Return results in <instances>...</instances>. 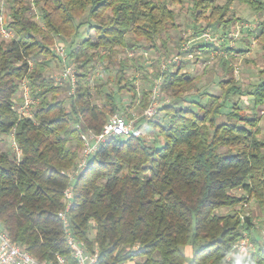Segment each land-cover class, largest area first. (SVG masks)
<instances>
[{"label": "trees", "instance_id": "16d2710c", "mask_svg": "<svg viewBox=\"0 0 264 264\" xmlns=\"http://www.w3.org/2000/svg\"><path fill=\"white\" fill-rule=\"evenodd\" d=\"M24 1H11L5 27L13 36L0 38V222L12 242L40 261L58 254L71 259L58 216L71 187L72 231L89 250H100L97 264H264L251 216L243 219L236 209L254 199L264 213V137L258 125L264 113L256 111L264 105V77L243 89L229 76L218 81L217 93H209L176 63L156 75L162 77L160 92L175 100L160 108V121H148L157 141L108 138L75 179L68 174L82 156V134L101 132L119 111L116 91H99L105 92L101 105L92 101L96 63L111 73L108 80L119 93L133 92L134 98L128 62L114 63L118 48L158 51L157 41L166 46L164 36L175 26L173 4L190 10L199 36L205 28L225 34L238 20L235 2L262 15L264 0H33L40 21ZM202 20L205 28L198 26ZM251 32L260 39L264 62V19ZM56 37L67 42V57L81 69L72 94L47 75L61 61L52 49ZM140 39L148 45L142 47ZM208 46L193 48L208 51ZM224 49L235 57L245 52ZM221 62L230 75L229 60ZM259 74L264 76V66ZM24 81L34 100L29 117L15 109ZM149 90L141 96L140 110L150 105ZM192 90L195 99H187ZM245 94L252 98L251 109L233 101ZM9 136L17 149L3 148ZM245 234L255 251L228 259ZM135 245L136 252L127 251Z\"/></svg>", "mask_w": 264, "mask_h": 264}, {"label": "rangeland", "instance_id": "374dc122", "mask_svg": "<svg viewBox=\"0 0 264 264\" xmlns=\"http://www.w3.org/2000/svg\"><path fill=\"white\" fill-rule=\"evenodd\" d=\"M12 0H3L2 6V16H3V24L0 26L3 28H7L6 23L11 21L10 18V5ZM28 6L31 8V14L33 15L35 20L40 21V13L39 10L36 8L33 0H25ZM176 13L175 26L172 27L167 36V45L162 46L161 41H157V45L160 47L158 51L155 49L147 50L146 48H138L136 51L131 52L130 49L126 48H118V55L116 58L115 65H118V61L122 58H125L130 66L129 69L126 71V77L129 80H133L134 91L136 95L132 98L133 92L123 91L122 93L118 92V85L115 82H111L108 80L109 73L104 70L105 66L101 63H96V69L93 73L92 79V93H93V103L97 105H101L105 101V92H115L118 95V103L119 104V111L116 112L125 118H137L139 120L141 126V136L146 139L150 145L154 144V141H157V130L148 124V121H145L142 118L146 109L150 107L151 104H156L157 106V113L154 115L151 121L158 120L160 121L163 114L160 108L164 104L174 103L173 98L165 97L161 92L160 88L157 93L154 92L155 86L157 82L162 81V77L157 79L156 75L161 74L162 71H166L168 68L174 69V64L181 63L183 65V71L188 73L189 75L195 77L196 76V87L199 88L201 91H207L209 93H217L219 90V83L218 81L223 78H228L229 76H234L235 79L240 83L243 89H246L249 85H254L259 82L261 78L264 76L259 74V71L263 68L264 62L262 57V49H261V42L254 33L250 31H254L258 23L264 19V14H259L251 11L248 7L244 6L240 2H235L233 6L232 12H234L235 17L238 18L228 30L225 31V34L222 32L216 31L214 28H205L206 22L201 21L198 23V26L201 28H205L202 34L199 36L196 35L195 31V20L189 9L185 6L179 4H173L171 6ZM39 14V15H38ZM91 38L95 40L94 32L90 34ZM0 38H4L0 33ZM8 40V39H7ZM207 44L209 45L208 51H197L193 47L196 44ZM140 45L144 47L148 45L144 40L140 39ZM67 42L62 38L56 37L54 39V43L52 45V49L56 53V55L60 56L58 53V48L62 47L64 52L65 61H61L60 63L52 64L51 69L47 72V75L51 77L55 85L63 87L65 91L69 94L73 93L74 88L69 79H62L63 72L65 66H71L74 69L77 81V74L81 72L76 63L71 61L67 57ZM225 47H229L232 49L241 48L245 50L243 54L240 55L239 52L236 53L234 56L227 53L224 49ZM193 48V49H192ZM190 49H192L190 51ZM221 59H228L230 62V66L232 67V71L227 72L228 68L224 69L222 67ZM171 61V62H170ZM165 65V66H164ZM112 67V64L110 65ZM159 80V81H158ZM123 82H125L123 80ZM70 83V89L68 84ZM100 84L104 85V88L99 86ZM122 84V83H121ZM98 85V86H96ZM24 86H27L28 83L24 81L21 84L20 90L15 97V109L19 112L18 108L20 109L23 105L24 98ZM151 89V90H149ZM151 91L150 95V105L144 109L140 110L138 105L141 99L142 94L145 91ZM99 91H105L100 92ZM195 90L190 91L186 94L187 99L194 98L195 99ZM30 89H29V96H30ZM65 94H62L64 96ZM31 98V96H30ZM123 100V103L120 104V100ZM206 99V98H205ZM205 99L202 102H205ZM238 100L239 106L244 108L247 107L251 109L253 107L252 98L250 95L245 94L239 96H235L233 101L236 102ZM179 103L183 106H188L189 103L185 101H179ZM125 108V110H124ZM32 106L30 105L26 108L25 116H31ZM261 116L264 113V105L256 110ZM114 113V114H116ZM113 115V114H111ZM110 115V116H111ZM144 120V121H140ZM261 129V137H264V118L258 124ZM15 147L14 139L12 136H9L5 145L3 146L4 149L6 148ZM237 193H241L238 191ZM238 211H240L241 217L243 218L244 214L250 215L253 220V233L259 239L261 230L264 227V213L261 210L259 204L254 200H247V203L244 205H239L236 207ZM228 209H223L222 212H226ZM244 219V218H243ZM71 225V224H70ZM72 229V228H71ZM252 240V238L250 237ZM253 241V240H252ZM186 253L188 255L192 254L191 248L186 249ZM141 261V259H138ZM129 264V263H128ZM132 264V263H131Z\"/></svg>", "mask_w": 264, "mask_h": 264}, {"label": "built area", "instance_id": "2783aa9c", "mask_svg": "<svg viewBox=\"0 0 264 264\" xmlns=\"http://www.w3.org/2000/svg\"><path fill=\"white\" fill-rule=\"evenodd\" d=\"M3 6V0H1V7ZM3 24V16H0V26ZM1 35L10 39L13 33L7 28H0ZM65 50L62 47L58 48V53L62 61H65L64 57ZM171 62V61H170ZM165 66V65H164ZM62 79H69L73 88L76 85V75L74 69L69 65L65 66ZM29 86V85H28ZM24 98L23 105L19 110L20 115L25 116L26 108L34 103V100L29 96V89L24 86ZM160 88V82L155 86L154 92L157 93ZM157 113L156 104H151L148 109L145 110L142 118L145 121H150ZM108 121L103 126L101 132H85L82 134V140L84 141V149L82 156L79 159L78 166L76 169L72 170L69 174L70 179H75L87 166L89 158L95 153L96 149L100 144L105 142L111 137H140L141 136V126L139 120L135 117L125 118L120 114L116 113L108 117ZM140 120V121H144ZM15 143V142H14ZM16 144H15V148ZM73 192L72 188L68 187L64 192V199L67 202L63 210L58 214L61 222L63 223V228L65 232L66 242L70 249L71 259L62 256L55 255L56 257L52 261H40L37 260L28 250L21 247L19 244L12 242L7 231L4 229L2 223L0 222V264H97L100 257V250L95 248L94 250H89L87 244L84 241H80L79 238L73 233L69 220V211L72 206ZM244 218V217H243ZM259 242L261 243L262 249L264 251V227L261 230L259 237ZM139 249L137 245L127 248V251L136 252ZM256 249L254 242L250 239L249 235H243L236 243L233 245L232 255L228 259H241L253 253ZM122 264V263H120ZM123 264H128L123 262Z\"/></svg>", "mask_w": 264, "mask_h": 264}, {"label": "crops", "instance_id": "0c3cea01", "mask_svg": "<svg viewBox=\"0 0 264 264\" xmlns=\"http://www.w3.org/2000/svg\"><path fill=\"white\" fill-rule=\"evenodd\" d=\"M208 50V49H207ZM188 249V248H187ZM187 252V251H186Z\"/></svg>", "mask_w": 264, "mask_h": 264}]
</instances>
